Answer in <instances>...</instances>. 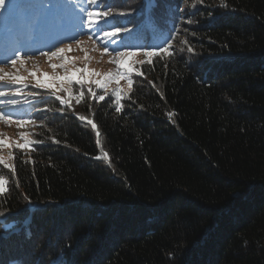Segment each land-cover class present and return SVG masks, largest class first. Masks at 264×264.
<instances>
[{"label": "trees", "instance_id": "1", "mask_svg": "<svg viewBox=\"0 0 264 264\" xmlns=\"http://www.w3.org/2000/svg\"><path fill=\"white\" fill-rule=\"evenodd\" d=\"M11 7L0 51L81 35L78 9L157 56L119 98L75 85L29 103L32 143L0 162V264H264V0Z\"/></svg>", "mask_w": 264, "mask_h": 264}, {"label": "rangeland", "instance_id": "2", "mask_svg": "<svg viewBox=\"0 0 264 264\" xmlns=\"http://www.w3.org/2000/svg\"><path fill=\"white\" fill-rule=\"evenodd\" d=\"M14 10L11 7L5 14L0 11V36L7 43L13 39L7 24ZM81 12L82 10H76L77 16L82 17L83 25L80 29L83 33L77 37L66 39L62 43L50 41L49 47L41 51L31 44L32 51L27 54L1 48L0 77L3 79H0V85L5 86L0 87V92L7 93L0 95V112L3 113V118H0V162L3 165L12 166L16 150L25 152L29 149L26 141L32 140V131L37 128L38 122L33 116L37 110L32 112L28 106L39 100L41 94L46 92L66 102L74 98L76 85L93 86L119 98L131 88L130 76L134 69L157 56V52L142 48L120 47L116 39L119 35L115 31L108 30L100 34L95 31L99 14L89 17L88 13H97L96 11H88L83 16ZM12 16L18 23L22 21L17 14ZM64 30L68 29L63 27L62 31ZM106 33L114 35L108 36ZM167 52L161 51L159 54ZM81 69L85 71H79ZM73 73L82 79L71 82L63 79ZM16 77L21 79L17 81ZM96 81H102V86H98ZM12 100L16 103H10ZM4 187L5 181L0 178V192Z\"/></svg>", "mask_w": 264, "mask_h": 264}, {"label": "snow or ice", "instance_id": "3", "mask_svg": "<svg viewBox=\"0 0 264 264\" xmlns=\"http://www.w3.org/2000/svg\"><path fill=\"white\" fill-rule=\"evenodd\" d=\"M93 2H95V0H93ZM3 3V0H0V4H2ZM99 13H93V12H89L88 13V16L89 17H92L93 15H98ZM105 15H107V14H105ZM121 15H123V13L121 14ZM96 27H97V31H100V26H99V22H97V24H96ZM120 31V29H116V32L118 33ZM106 35H108V36H111V35H114V33H106ZM58 51H61V50H58ZM18 55V54H17ZM13 63H15V61H12ZM53 67H56V65H53ZM61 67H62V65H61ZM79 71H85V70H83V69H81V70H79ZM129 71H131V69H129ZM0 79H3L2 77H0ZM21 78L20 77H16V80L17 81H19ZM63 79H66V80H69L70 82L72 81V80H75V79H82V78H78V77H76V75H75V73H73L71 76H65V77H63ZM96 83H97V85L98 86H102V81H96ZM5 85H0V87H4ZM14 94H18V93H14ZM0 95H7V93H4V92H0ZM100 99L101 100H103L104 99V97H100ZM10 103H12V104H15L16 103V101L15 100H12V101H10ZM118 111H119V109H117ZM0 118H3V113L2 112H0ZM81 119H83V118H81ZM93 127H95V125H93ZM26 143L27 144H31L32 143V141H26ZM19 147H24L25 145H18Z\"/></svg>", "mask_w": 264, "mask_h": 264}]
</instances>
